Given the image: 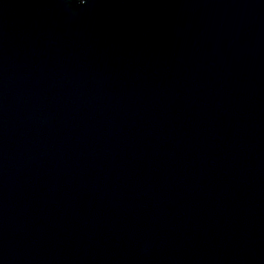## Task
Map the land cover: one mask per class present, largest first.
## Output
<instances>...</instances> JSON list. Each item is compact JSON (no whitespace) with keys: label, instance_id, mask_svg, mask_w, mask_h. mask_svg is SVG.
Wrapping results in <instances>:
<instances>
[{"label":"water","instance_id":"95a60500","mask_svg":"<svg viewBox=\"0 0 264 264\" xmlns=\"http://www.w3.org/2000/svg\"><path fill=\"white\" fill-rule=\"evenodd\" d=\"M0 264H264V0H0Z\"/></svg>","mask_w":264,"mask_h":264}]
</instances>
